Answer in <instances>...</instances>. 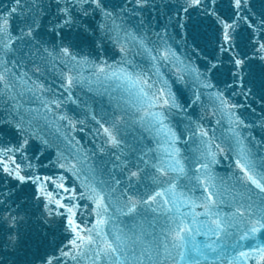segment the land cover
Listing matches in <instances>:
<instances>
[{
	"label": "snow or ice",
	"instance_id": "snow-or-ice-1",
	"mask_svg": "<svg viewBox=\"0 0 264 264\" xmlns=\"http://www.w3.org/2000/svg\"><path fill=\"white\" fill-rule=\"evenodd\" d=\"M0 264H264V0H0Z\"/></svg>",
	"mask_w": 264,
	"mask_h": 264
}]
</instances>
